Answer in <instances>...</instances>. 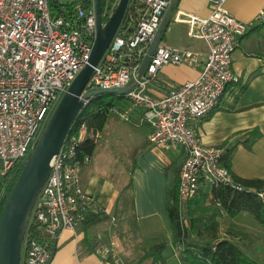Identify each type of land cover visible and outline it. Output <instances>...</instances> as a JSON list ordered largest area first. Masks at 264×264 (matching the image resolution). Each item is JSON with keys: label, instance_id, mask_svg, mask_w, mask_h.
I'll return each mask as SVG.
<instances>
[{"label": "built area", "instance_id": "built-area-1", "mask_svg": "<svg viewBox=\"0 0 264 264\" xmlns=\"http://www.w3.org/2000/svg\"><path fill=\"white\" fill-rule=\"evenodd\" d=\"M172 1H137L141 6L135 23L130 26L121 21L83 91L131 85L123 94L141 108L140 121L151 127L147 138L157 164L165 163L160 155L165 147L178 145L183 149L177 192L184 207L203 183L241 189L222 163L224 150L203 144L194 121L216 105L228 83L238 81L231 68L232 52L251 22L231 15L226 0H208L211 11L206 17L184 11L175 16L186 24L189 37L205 43L204 53L160 42L149 52ZM117 2L105 0L102 21L109 18ZM254 18L264 22V7ZM95 34L96 0H0V211L8 186L54 106L87 62ZM202 55L204 61L195 78L170 84L161 94L151 93L149 83L156 82L164 66H197ZM98 137V129L82 122L69 129L51 158L49 174L28 222L48 241H56L63 229H74L86 212L102 211L84 193L76 161L79 142ZM89 160L85 155L81 162ZM258 195L264 202V192ZM114 220L112 216L110 221ZM22 249L20 264H46L52 257L47 244L27 239L26 234ZM97 252L109 264H127L113 240L100 245Z\"/></svg>", "mask_w": 264, "mask_h": 264}, {"label": "crops", "instance_id": "crops-1", "mask_svg": "<svg viewBox=\"0 0 264 264\" xmlns=\"http://www.w3.org/2000/svg\"><path fill=\"white\" fill-rule=\"evenodd\" d=\"M225 7L236 19L251 22L245 33L238 38L232 52L231 68L238 81L227 84L216 105L207 114L196 119L194 127L203 144L219 146L223 150L233 140L243 139L245 130L258 127L262 134L249 148L242 143L232 144L236 147L232 154L230 171L241 177H263L264 22L254 17L264 7V0H226ZM177 11L206 17L211 11L209 1L177 0L159 41L176 46L169 42L185 37L189 42L198 41L199 44L181 46L182 48L204 53L205 43L189 37L186 24L175 20ZM203 61L204 55L200 57L197 66H164L158 72L156 82L149 83L151 93L161 94L170 84L195 78ZM115 120L118 122L120 119ZM120 124L129 130V134L140 132L139 141L127 144L119 135L115 140L105 138L102 128L95 140L96 146L90 154L89 162L80 163V181L84 193L108 217L90 225L78 223L74 229H63L55 241V250L49 264H109L97 252V248L102 244H109L111 240L128 263L137 260L153 242L162 238L166 240L162 250V264H183L172 243V228L165 204L166 188L171 177V172L167 174L166 170L175 166L179 172L184 158L183 149L178 145H169L160 150L165 162L162 166L157 164V156L150 148L138 154L130 175L131 186L128 187V167L133 166L132 155L128 149L131 145L147 139L151 127L147 123L136 128L124 122ZM107 139L110 140L107 141L110 145L102 146L100 142ZM130 197H133V210ZM112 216L115 218L113 223L110 221Z\"/></svg>", "mask_w": 264, "mask_h": 264}, {"label": "trees", "instance_id": "trees-1", "mask_svg": "<svg viewBox=\"0 0 264 264\" xmlns=\"http://www.w3.org/2000/svg\"><path fill=\"white\" fill-rule=\"evenodd\" d=\"M137 1L129 0L122 19L123 23H129L130 26L135 23L138 15L137 8L141 6ZM108 3L111 4V1ZM101 7H105V0H101ZM138 108L124 94H96L77 114L70 130L75 129L82 122L101 130L111 119H120L126 125L132 127L134 125L136 128L140 124H146L140 122L142 110L140 108L138 111ZM120 114L123 117H120ZM135 114L138 115L135 116ZM133 117L135 118L132 119ZM261 134L262 132L258 127L245 130L243 139L237 140L236 145L242 143L249 148ZM96 142L91 138L80 141L77 147L76 161L81 163L83 156H90ZM236 145L225 148L223 152L222 163L229 170ZM150 147L148 138L129 147L128 152L132 155L133 166L128 167V187L131 186L130 175L135 166L136 156L144 153ZM166 171L167 174L171 172L166 188V213L172 228V243L183 264H264V254L262 258H254L249 255L240 234L231 227L222 231L219 219L225 215L232 220L241 213H247L264 230V202L258 195L259 191L264 192V176L241 177L231 172L234 183L240 185L241 189L226 184L203 183L197 193L183 207L180 205L177 192L178 169L172 166L168 167ZM13 181L8 186L7 191H9ZM129 201H131V209L133 210V197H130ZM106 217L108 216L102 211L97 213L86 212L80 223L90 225ZM26 238L35 239L44 245L47 244L53 253L55 240L48 241V238L36 226L28 225ZM165 243L166 240L163 238L156 240L137 260L127 264H162L164 262L162 250Z\"/></svg>", "mask_w": 264, "mask_h": 264}, {"label": "water", "instance_id": "water-1", "mask_svg": "<svg viewBox=\"0 0 264 264\" xmlns=\"http://www.w3.org/2000/svg\"><path fill=\"white\" fill-rule=\"evenodd\" d=\"M128 2L129 0H118L109 18L102 21L101 0H96V34L89 58L59 98L5 196L0 211V264H20L22 244L33 204L49 174L51 158L61 147L77 114L93 95L123 94L131 87V85H126L121 88H95L83 91L92 74L93 67L102 57L121 23ZM176 2L177 0H173L168 8L149 52L160 41ZM147 59L148 57L144 60L140 72L143 71ZM54 250L55 248L53 252Z\"/></svg>", "mask_w": 264, "mask_h": 264}, {"label": "rangeland", "instance_id": "rangeland-1", "mask_svg": "<svg viewBox=\"0 0 264 264\" xmlns=\"http://www.w3.org/2000/svg\"><path fill=\"white\" fill-rule=\"evenodd\" d=\"M169 42V41H167ZM172 44H175L176 46H198V41H192L189 42L185 37H180L178 39H174L171 42ZM118 95V94H114ZM56 106V105H55ZM54 106V107H55ZM54 109V108H53ZM111 119V121L104 125L103 127V137L110 138L111 140H115L116 136H121L123 141L127 144L138 142L140 137V132H132L129 134V130L126 129V127L121 126L120 123H123L121 120ZM123 127V128H122ZM139 133V134H138ZM107 141H101L100 144L102 146H106L108 144ZM236 140L232 142L234 144ZM230 144V145H232ZM110 145V144H108ZM229 145V146H230ZM107 147V146H106ZM219 147V146H218ZM221 148V147H220ZM223 149V148H222ZM262 155H260L261 157ZM220 224L222 231H225L229 227L233 228L235 231H237L238 234H240V237L244 244L247 247V251L249 255H251L254 258H262L264 254V230L261 228V226L258 224V222L247 213H241L238 217L234 219H229L227 216H221L220 218ZM241 232V233H240ZM244 232V234H243Z\"/></svg>", "mask_w": 264, "mask_h": 264}, {"label": "bare ground", "instance_id": "bare-ground-1", "mask_svg": "<svg viewBox=\"0 0 264 264\" xmlns=\"http://www.w3.org/2000/svg\"><path fill=\"white\" fill-rule=\"evenodd\" d=\"M231 83V82H230ZM231 84H233V83H231Z\"/></svg>", "mask_w": 264, "mask_h": 264}]
</instances>
